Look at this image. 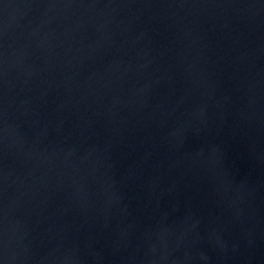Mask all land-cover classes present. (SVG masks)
<instances>
[{
    "label": "water",
    "instance_id": "water-1",
    "mask_svg": "<svg viewBox=\"0 0 264 264\" xmlns=\"http://www.w3.org/2000/svg\"><path fill=\"white\" fill-rule=\"evenodd\" d=\"M0 264H264V0H0Z\"/></svg>",
    "mask_w": 264,
    "mask_h": 264
}]
</instances>
